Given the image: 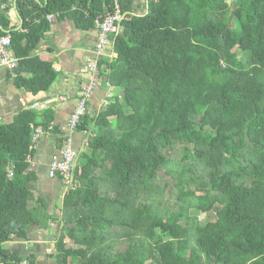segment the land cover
Wrapping results in <instances>:
<instances>
[{"label":"trees","instance_id":"trees-1","mask_svg":"<svg viewBox=\"0 0 264 264\" xmlns=\"http://www.w3.org/2000/svg\"><path fill=\"white\" fill-rule=\"evenodd\" d=\"M102 2L0 0L24 20L0 36L11 35L23 65L47 15L75 4L88 13L75 16L94 25L110 9L111 0ZM121 2L133 12V0ZM143 7L124 21L115 58L101 61L120 94L78 126L91 134L92 154L74 169L53 264H264V0H145ZM32 66V78L16 84L36 96L58 73L40 58ZM53 119L51 108L41 116L23 109L0 125L2 246L41 222L29 207L26 171L35 130H50ZM2 246L5 264H36Z\"/></svg>","mask_w":264,"mask_h":264},{"label":"crops","instance_id":"crops-1","mask_svg":"<svg viewBox=\"0 0 264 264\" xmlns=\"http://www.w3.org/2000/svg\"><path fill=\"white\" fill-rule=\"evenodd\" d=\"M38 1L44 2V0ZM103 1L102 8L106 5L105 0ZM144 2L145 0H133L132 11L142 13L144 9H147L143 7ZM5 11L2 15L7 17V24L2 26L0 23V29L4 32L21 30L24 20L17 14L16 9L9 6ZM76 11L81 13L86 12V9L74 4L70 9L59 12L57 17L49 22L48 28L44 30L36 47L23 57L25 64L12 70L0 61V125L13 122L16 115L23 109L36 111L40 113V116L48 108L54 112L53 129L46 131L43 128L45 133L31 155L26 171V175L29 176L28 187L32 193L29 207L37 209L41 222L27 227L26 238L13 235L2 246L9 257L14 260L21 259L23 263H26L28 257H33L36 264H53L54 262L50 255L64 226L62 207L67 188L60 178L49 177V165L52 156L62 148L64 140L62 128L75 109L80 91L90 80L89 65L93 60L99 64L95 73L98 82L89 103V115L98 116L109 103V96L120 94L114 87L109 86L107 77L101 74L106 67L101 66V61L111 62L116 54L111 50L102 57L97 54L98 30L95 24L89 25L88 22L80 19L79 14L75 16ZM28 20L32 21V14L27 17ZM22 45L27 47L25 41ZM11 51L21 60L16 55L15 48L11 47ZM34 58L50 63L58 73L49 91L41 92L36 96L16 84L18 77L26 80L32 78V59ZM105 71L108 72L107 68ZM54 127L59 128L60 133H56ZM90 138L89 132H78L74 135V147L78 153L76 166L82 154H92L88 144ZM76 181L74 172L75 187Z\"/></svg>","mask_w":264,"mask_h":264},{"label":"built area","instance_id":"built-area-1","mask_svg":"<svg viewBox=\"0 0 264 264\" xmlns=\"http://www.w3.org/2000/svg\"><path fill=\"white\" fill-rule=\"evenodd\" d=\"M7 8V5L0 6V17L3 11ZM110 9H107L104 14L99 15L94 23L98 30L99 36L96 43V52L99 56H103L108 52L109 48H113L114 38L117 37L123 29V23L126 20H130L136 14L134 12H126L123 10L121 0H111ZM86 15L88 13L86 12ZM57 15H47V20L53 21ZM12 37L10 34L0 36V61L1 64L6 65L10 69H16L19 65V59L11 51ZM98 67V62L93 60L89 65L90 80L84 85L80 91L77 99V104L74 111L70 115V118L66 125L62 128L64 135V142L61 150L52 156L49 165V177L60 178L64 185L68 189L74 183V169L78 158L77 150L74 147V135L78 133V126L81 120L86 114L90 113L89 103L94 92V88L98 82L95 75ZM109 97H112L110 95ZM52 130V124L49 126ZM45 131L39 127L33 134V142L39 141ZM32 139V138H31ZM32 149V146H31ZM28 160H31V155ZM12 171H10V177H12ZM2 242L0 240V248ZM0 264H5L0 256Z\"/></svg>","mask_w":264,"mask_h":264},{"label":"rangeland","instance_id":"rangeland-1","mask_svg":"<svg viewBox=\"0 0 264 264\" xmlns=\"http://www.w3.org/2000/svg\"><path fill=\"white\" fill-rule=\"evenodd\" d=\"M148 0H146V2H147ZM13 4V3H12ZM6 10V9H5ZM4 10V11H5ZM3 11V12H4ZM167 179H169V178H167ZM193 211H194V213L199 217V219H200V221L201 222H204V220L206 219V215L204 214V213H200L198 210H196V209H193ZM172 223V222H171ZM44 225H46V224H44ZM66 243H67V241H66ZM124 248V245H119V249L120 250H122Z\"/></svg>","mask_w":264,"mask_h":264},{"label":"clouds","instance_id":"clouds-1","mask_svg":"<svg viewBox=\"0 0 264 264\" xmlns=\"http://www.w3.org/2000/svg\"><path fill=\"white\" fill-rule=\"evenodd\" d=\"M124 10V9H123ZM126 12H128V11H126ZM116 38V37H115ZM115 38H114V40H115ZM113 48H114V44H113ZM113 48H109L108 49V52L111 50L112 51V53H114V49ZM106 54H107V52H106ZM98 66H99V64H98ZM109 86H111V85H109ZM110 98V97H109Z\"/></svg>","mask_w":264,"mask_h":264},{"label":"water","instance_id":"water-1","mask_svg":"<svg viewBox=\"0 0 264 264\" xmlns=\"http://www.w3.org/2000/svg\"><path fill=\"white\" fill-rule=\"evenodd\" d=\"M232 0H226L227 4L231 5Z\"/></svg>","mask_w":264,"mask_h":264}]
</instances>
